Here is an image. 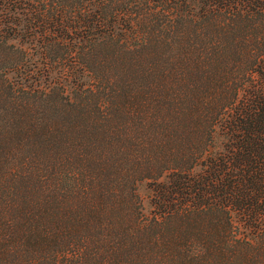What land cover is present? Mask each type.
<instances>
[{
    "label": "trees",
    "instance_id": "obj_1",
    "mask_svg": "<svg viewBox=\"0 0 264 264\" xmlns=\"http://www.w3.org/2000/svg\"><path fill=\"white\" fill-rule=\"evenodd\" d=\"M0 264H264V0H0Z\"/></svg>",
    "mask_w": 264,
    "mask_h": 264
},
{
    "label": "rangeland",
    "instance_id": "obj_2",
    "mask_svg": "<svg viewBox=\"0 0 264 264\" xmlns=\"http://www.w3.org/2000/svg\"><path fill=\"white\" fill-rule=\"evenodd\" d=\"M136 193L139 195L144 211H148L150 208L149 205V197H150V190L148 180H142L141 182L137 183L136 185Z\"/></svg>",
    "mask_w": 264,
    "mask_h": 264
}]
</instances>
